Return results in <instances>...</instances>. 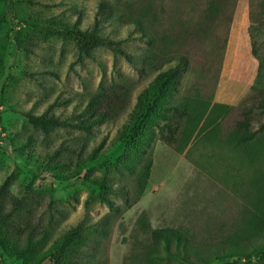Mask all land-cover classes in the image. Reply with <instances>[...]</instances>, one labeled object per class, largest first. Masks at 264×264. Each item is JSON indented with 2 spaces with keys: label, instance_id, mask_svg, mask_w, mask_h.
Returning a JSON list of instances; mask_svg holds the SVG:
<instances>
[{
  "label": "rangeland",
  "instance_id": "obj_1",
  "mask_svg": "<svg viewBox=\"0 0 264 264\" xmlns=\"http://www.w3.org/2000/svg\"><path fill=\"white\" fill-rule=\"evenodd\" d=\"M159 2L0 0V264H264V65L235 109L220 65L157 80L128 18L166 30Z\"/></svg>",
  "mask_w": 264,
  "mask_h": 264
},
{
  "label": "crops",
  "instance_id": "obj_2",
  "mask_svg": "<svg viewBox=\"0 0 264 264\" xmlns=\"http://www.w3.org/2000/svg\"><path fill=\"white\" fill-rule=\"evenodd\" d=\"M170 6L174 14L170 9L167 29L153 26L158 38L189 64L220 65L212 76L216 83L211 106L238 108L254 85L258 57L264 54V0H170ZM180 39L191 41V54ZM190 55L197 59L190 60ZM163 160L175 168L181 156L159 145L152 170L162 167Z\"/></svg>",
  "mask_w": 264,
  "mask_h": 264
},
{
  "label": "trees",
  "instance_id": "obj_3",
  "mask_svg": "<svg viewBox=\"0 0 264 264\" xmlns=\"http://www.w3.org/2000/svg\"><path fill=\"white\" fill-rule=\"evenodd\" d=\"M128 23L129 25L135 27L136 30L143 33L142 35H140V41L146 44V49L144 53L141 54L138 58L139 59L141 58L142 60L141 59L140 60L143 63H149L151 65H158V68L156 69L157 80H160L161 78H163L164 84H166L168 81L171 82L172 79H175L176 77H178L180 73L184 71L186 67H188L187 65H189V63H187L186 58L181 55H174V51L171 50L170 47H168V42H167V45H164L163 42L166 40L158 38L160 34L154 30V27H152L151 29L147 28L146 24H148V19L143 18V21H142V19L140 18L135 17L134 19H132V17L129 16ZM120 42L123 43L124 40ZM113 43L114 45H116L115 44L116 42H113ZM126 56L128 58H131L132 55L130 56L127 54ZM258 59H259V63H258L259 69H257L256 78L259 77V73L263 69L264 54L263 56H259ZM116 88L117 86H113V85L110 86L106 90V92L100 96L101 99L105 98L106 95L107 96L112 95L111 92L114 91ZM165 88H166V85H163L160 89H165ZM119 89L123 90L125 94H127V88L125 85L119 86ZM252 91H254L253 87L249 95H247V97L243 99L239 107L243 105L245 101H248L250 96H253ZM155 237L159 238L163 242V246L166 249L167 253H170V245L172 244L173 239L167 235H162V234L157 235ZM174 243H175V246H177L178 248L181 246V242L179 240L174 241ZM195 254L196 256H198L197 253ZM254 254H255V251L253 250L250 252H245L244 248L236 247L235 252L232 254V256L238 259H243V258L248 259L254 256ZM179 256L182 257L183 260L185 259L184 260L185 262H189V260L186 259V257L188 256L186 251L178 255V257ZM213 261H216V259H214ZM258 261L263 262V258L260 256Z\"/></svg>",
  "mask_w": 264,
  "mask_h": 264
}]
</instances>
